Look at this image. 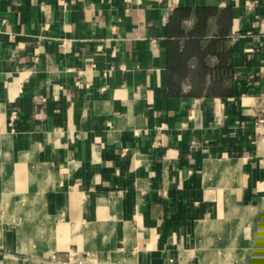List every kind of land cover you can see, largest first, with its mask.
I'll use <instances>...</instances> for the list:
<instances>
[{
	"label": "crops",
	"instance_id": "obj_1",
	"mask_svg": "<svg viewBox=\"0 0 264 264\" xmlns=\"http://www.w3.org/2000/svg\"><path fill=\"white\" fill-rule=\"evenodd\" d=\"M252 1L0 0V264H264Z\"/></svg>",
	"mask_w": 264,
	"mask_h": 264
},
{
	"label": "built area",
	"instance_id": "obj_2",
	"mask_svg": "<svg viewBox=\"0 0 264 264\" xmlns=\"http://www.w3.org/2000/svg\"><path fill=\"white\" fill-rule=\"evenodd\" d=\"M258 1L254 0L248 4L247 12H251ZM258 108L261 111L262 117L256 119L254 122V127L257 134L264 136V92L260 93L259 100L257 104ZM162 125L161 127H163ZM49 262H56L60 264H96L91 262V260H87V257L81 256L76 250L71 249L67 252V256L65 259L59 258L56 253L50 254L48 256Z\"/></svg>",
	"mask_w": 264,
	"mask_h": 264
},
{
	"label": "rangeland",
	"instance_id": "obj_3",
	"mask_svg": "<svg viewBox=\"0 0 264 264\" xmlns=\"http://www.w3.org/2000/svg\"><path fill=\"white\" fill-rule=\"evenodd\" d=\"M54 263H56V262H54ZM52 264H53V262H52Z\"/></svg>",
	"mask_w": 264,
	"mask_h": 264
}]
</instances>
